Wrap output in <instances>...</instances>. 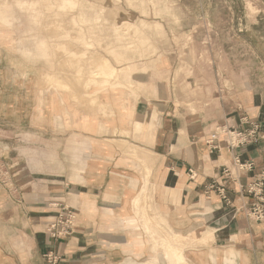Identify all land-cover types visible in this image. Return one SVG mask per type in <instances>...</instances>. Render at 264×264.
<instances>
[{
	"label": "crops",
	"instance_id": "0c3cea01",
	"mask_svg": "<svg viewBox=\"0 0 264 264\" xmlns=\"http://www.w3.org/2000/svg\"><path fill=\"white\" fill-rule=\"evenodd\" d=\"M137 84L136 100L101 98L108 114L47 100L46 129L29 131L30 144L13 148L19 157L7 161L10 148L0 146V264H49L47 252L56 264H167L166 233L189 235L179 245L192 264H264V219L247 215L251 198L237 187L264 167V87L224 99L217 110L213 100L193 101L192 113L164 86L140 95ZM246 121L258 125L259 138L229 149L222 131H244ZM214 132L217 148L207 144ZM73 134L87 145H73ZM235 156L253 168L239 171ZM210 184L224 185L229 202L207 191ZM62 205L76 210L75 228L53 239L46 227Z\"/></svg>",
	"mask_w": 264,
	"mask_h": 264
},
{
	"label": "rangeland",
	"instance_id": "374dc122",
	"mask_svg": "<svg viewBox=\"0 0 264 264\" xmlns=\"http://www.w3.org/2000/svg\"><path fill=\"white\" fill-rule=\"evenodd\" d=\"M80 1L88 2L86 7L76 6L68 13L51 0H42V8L41 0H0V146L10 148L7 161L20 156L13 148L30 144L29 131L46 129L47 100L72 101L59 93L64 83L58 82L67 76L69 65L80 72L100 74V66L90 61L93 56L100 57L108 70L122 71L138 83L140 95L164 86L192 113L196 110L193 101L213 100L217 110L224 99L243 93L257 96V87H264V73H257V66H264V0ZM57 15L59 18L54 17ZM51 22H56V29L71 27L65 33L67 38L93 47L65 46L62 56L69 65L60 66L62 57H55L58 52L49 38L53 35ZM33 24L47 43L46 50L25 39L37 37ZM16 33L22 41H17ZM131 92L135 95V86ZM112 95L131 100L126 89L102 92L105 98ZM101 101L103 114L110 113V105ZM72 137L73 145H87L81 136ZM6 168L10 186L14 173L12 166ZM186 238L189 235L166 233L162 239L165 249L175 256V264H192L184 245H179Z\"/></svg>",
	"mask_w": 264,
	"mask_h": 264
},
{
	"label": "bare ground",
	"instance_id": "6f19581e",
	"mask_svg": "<svg viewBox=\"0 0 264 264\" xmlns=\"http://www.w3.org/2000/svg\"><path fill=\"white\" fill-rule=\"evenodd\" d=\"M51 3L57 9H60L62 11L65 10V12L71 13V12H73V10L76 9V6H77V8H79V7L85 8L86 4L88 2L80 1V0H51ZM16 5L18 6V8L20 10L25 9L22 6H19L18 4H16ZM39 7L42 8V0H41V3H39ZM54 17L55 18H59L58 15L54 16ZM95 21H97V19H95ZM51 23H52L51 32L53 33V35L49 36V38H51V40L53 42L54 49L58 52V53H56L55 57H58V56L62 57V59L59 62L60 66L66 67V66L69 65V63H67L68 59L65 58V56L64 57L62 56V49L65 46L66 47H73V48H76V45H78L79 47H82V48H85V46L86 47L88 46L89 48L93 47V44L83 43L82 42L83 40L73 39V38H70V37L67 38L65 36L66 35L65 33L68 32V31H71L72 30L71 27H65V28L56 29V27H55V23L56 22H51ZM31 28L37 32L36 33L37 37L36 36L33 37V38L28 37V38H25V39L34 41L37 44V46H39L40 48H43V49L46 50L47 49V43H45L43 41L44 39L40 38V34L41 33L36 30L34 24L31 26ZM72 36H74V33H72ZM67 40H69V41L72 40L76 44L70 43L69 41L67 43L66 42ZM35 43H34V45H35ZM120 56L123 57L124 59H126V57H125L126 55L124 53H122ZM90 61L92 63H96L97 65L100 66L99 67L100 68L99 69V73L100 74H94L93 75V74L87 73V72L86 73L80 72L74 66L69 65L67 76L64 79H61V80L58 81V82H60V84L64 83V86H62V88L60 89V92H59L61 95L67 94L69 99H71L73 102H76L78 108L81 109V111H84V112H87V113L90 110L95 109V110H97V111H99L100 113L103 114L105 107L103 105V102L101 101L102 100L101 98L103 97L102 96V92H106V91H108L110 89H112V90L126 89V91L128 92L130 98H132V100H135L134 99L135 95H134V93L131 92V89H133V87L135 85V82L131 81L126 75L121 74L122 71L113 72L112 70H108L106 65H105V63L103 62V60L100 57L97 58V57L93 56L90 59ZM91 83L93 85L90 86ZM65 84H66L67 87L65 86ZM97 87H103L104 89L97 90L96 89ZM131 93L133 94V96H132ZM132 104H133V102H132ZM134 107L135 106H133V108ZM141 124H142V122H141ZM141 124L137 122L136 123V127L139 128V126ZM148 126H149V123H148ZM145 172H146V170H145ZM148 175L149 174L147 173V177H148ZM146 179L148 180V178H146ZM146 181L144 182V184L146 183ZM142 187H144V185ZM136 203H138V202H136ZM138 206L139 205H137V207ZM129 222H130V220H129ZM145 227H147V225H145ZM149 236L153 238V235L150 234V233H149ZM164 260H166L167 264H175L174 263L175 262V256L173 255V253L169 252L167 249H165V259Z\"/></svg>",
	"mask_w": 264,
	"mask_h": 264
},
{
	"label": "built area",
	"instance_id": "2783aa9c",
	"mask_svg": "<svg viewBox=\"0 0 264 264\" xmlns=\"http://www.w3.org/2000/svg\"><path fill=\"white\" fill-rule=\"evenodd\" d=\"M245 118V117H244ZM250 127L246 130H236L225 129L222 131L226 138V145L229 149L237 148L246 144H250L259 138V127L256 123L248 122ZM220 132H214L210 135L207 140L213 148H217L215 139ZM234 166L237 167L239 171H247L253 168V162H241L237 156H235L233 161ZM223 174L227 179L237 182V177H234L230 170L227 167H224L222 170ZM237 175V174H236ZM237 187L241 195H248L251 198L250 206L247 210V215L255 220L264 219V167L260 170L255 180L243 184L237 182ZM215 189L220 199L228 203L229 197L227 191L225 190L224 185L210 184L207 186V191ZM76 221V210L73 207L63 205L59 208V211L51 217L48 221L46 227V234L53 239H62L66 238L72 234L75 228ZM45 261L49 264H56L58 257L53 255L52 252H47L43 255Z\"/></svg>",
	"mask_w": 264,
	"mask_h": 264
}]
</instances>
